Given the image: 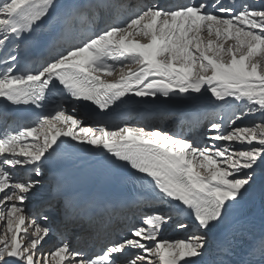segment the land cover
I'll list each match as a JSON object with an SVG mask.
<instances>
[{"label": "snow or ice", "instance_id": "1", "mask_svg": "<svg viewBox=\"0 0 264 264\" xmlns=\"http://www.w3.org/2000/svg\"><path fill=\"white\" fill-rule=\"evenodd\" d=\"M233 5L0 0V221H6L0 264H264V230L257 236L238 224L226 227L253 193L264 201V0L258 8ZM86 20L85 31L78 22ZM21 43L39 57L34 70L19 69ZM118 66L119 79H107ZM206 93L236 103L239 112L227 122L230 130L210 123L204 143L160 128H92L77 115V105L86 108L85 102L106 112L125 98L190 103ZM68 102L70 112L63 107ZM46 103L55 105L53 112L32 125L8 123L14 106L43 109ZM256 114L258 122L237 126ZM61 137L103 153L110 168L124 170L146 193L124 202L134 220L127 233L94 255L66 238L44 250L54 232L49 217L27 214L26 202L43 188L32 176L42 175ZM29 168L32 176L16 178ZM98 211L111 221V212ZM91 212L86 202L65 198L68 222L91 218ZM174 217L177 228L194 231L185 239L159 240Z\"/></svg>", "mask_w": 264, "mask_h": 264}, {"label": "bare ground", "instance_id": "2", "mask_svg": "<svg viewBox=\"0 0 264 264\" xmlns=\"http://www.w3.org/2000/svg\"><path fill=\"white\" fill-rule=\"evenodd\" d=\"M130 3H138L140 0H128ZM223 2V0H222ZM180 3V2H179ZM227 4L230 3V0H227L225 2ZM245 3V0H234L235 7H241L242 4ZM249 5L253 7H259L260 6V0H250L248 3ZM100 21L102 22V26H105V18L103 16H100ZM88 21H84V24L81 26V28L84 30H87L88 28ZM78 25L81 24L78 22ZM85 30V31H86ZM2 53V52H0ZM39 65V60L35 62V66ZM138 66L137 65H130V68L135 70ZM2 68V66L0 67ZM128 71V69H125V73ZM121 75L120 68H117L113 75L110 77H106L109 80H116L119 79V76ZM210 93H206L199 101H194L190 103H182L179 101L176 102H168L163 103V98H161V101L152 102V98H135L133 100H128L125 98V103L117 110V112H121L120 116L116 119V123H127V124H134L135 126H141V127H147L150 125V116L151 112H157L159 111L161 115H163V111L167 112L169 114L167 116V121L163 124H159L162 127H167L168 131L171 133L177 132L178 128L181 127L184 122L183 120L186 119L188 115L191 113H194L197 115V121L195 124H192V122H189L188 126L185 127V131L187 135H193L195 136L201 131H206L207 127L206 125L208 123H212L214 120L212 119V109L216 110H223L222 114L218 113V117L215 119L217 123L224 124L223 130H229L228 121L232 117L233 113H238L239 108L236 103L230 101L228 104H224L222 102L215 101L214 99H209ZM147 101V102H146ZM119 103V102H118ZM70 106V107H69ZM66 109L70 112L72 103L68 102L66 103ZM77 115L80 119L83 120V123L88 122V118L90 117V114H92L91 111H87L85 107H81L80 105H77ZM214 114V113H213ZM256 119H259V115L256 114L253 116ZM92 119V118H91ZM130 122V123H129ZM198 124H201L202 127L200 131L198 130ZM100 126V125H99ZM99 126H90L92 128H97ZM107 126V125H106ZM157 126V125H156ZM193 127V129H191ZM110 128V127H109ZM112 129V128H110ZM147 129V128H146ZM184 130V129H183ZM185 135V134H184ZM181 137V136H180ZM188 137V136H187ZM197 139H202V136H196ZM40 140L42 142L43 135H40ZM64 142L60 145L61 149L64 150V161L65 165L72 169H79V170H87L89 169L93 163H98L103 159V153H95L88 151L86 147H80L77 145L76 142L70 141L69 138H60ZM218 143V142H217ZM29 146H31L29 144ZM235 147H240V145H234ZM42 175L39 176L42 181V195L40 197H34L30 201L26 202V209L27 214L29 216L42 214L47 215L49 217V225L53 228V238L49 239L46 242L47 249H50L54 245L53 239H58V237L62 238V234L65 231H70L73 228L76 229L77 223L74 221L68 222L65 218V216H62L59 213L65 212V200L62 201V199H55L53 201L52 199H47L48 196H50L51 192V180L48 178V173L44 169V166L41 168ZM31 173V169H26L22 171L17 172V179H23L28 177V175ZM71 200L74 202H81L84 203L79 198L71 197ZM36 201H41L42 205H46V208L41 210V212H36V209L39 208L31 207L32 203ZM88 204V203H87ZM36 205V204H35ZM41 206V205H40ZM264 206V201L261 200L259 196V192L253 193L249 199L242 205L240 209L237 210L234 217L232 218L231 223H235L238 221L240 217H242L244 214H248L250 212H258L261 210V208ZM92 209L91 212V218L85 217L84 219H78L79 221H84L81 223V231L77 228V233H75V238L73 243V246L76 248H79L86 252H91V248H93L94 244H101L102 246L106 242L107 239H115L117 235L122 232V234L127 233L128 225L130 222L128 217L132 216V213L127 210L125 207V204L118 203L115 207H110L109 205L101 206V207H93L89 206ZM43 208V207H42ZM58 209V210H56ZM63 209V210H61ZM99 209H107V211L112 213L111 221H105L100 218ZM54 210L56 213H58L57 216L55 215H49L50 211ZM180 219H183L185 223H190L185 217H181ZM173 223V224H171ZM6 227V226H5ZM176 227V218H173V221L170 222L168 225H166L160 232L158 239L162 241H176L180 239H185L188 235L191 234L194 229L189 227L188 229H175ZM4 230L3 225L0 226V234H2ZM59 238V239H60ZM153 260H157L156 257H152ZM158 264V260H157Z\"/></svg>", "mask_w": 264, "mask_h": 264}, {"label": "rangeland", "instance_id": "3", "mask_svg": "<svg viewBox=\"0 0 264 264\" xmlns=\"http://www.w3.org/2000/svg\"><path fill=\"white\" fill-rule=\"evenodd\" d=\"M174 2L175 3H182V2H184V0H174ZM225 2H227V0H223V3L224 4H226L227 5V3H225ZM250 2V0H245V3L244 4H248ZM233 6H235V4L233 5ZM239 8V7H238ZM97 22L100 24V27H104V26H102V22L100 21V16H98L97 17ZM85 26H86V24L84 25V30H86L85 29ZM117 68H119V66L117 67ZM116 68V69H117ZM115 69V70H116ZM66 106V103L63 105V107L64 108H66L65 107ZM70 107V106H69ZM71 110V109H70ZM213 112H214V114L212 115L213 116V122H216V118L218 117V113H220V114H222V111L223 110H221V109H219V110H216V109H213L212 110ZM163 115H161L160 114V112L159 111H157V112H151V116H150V125L149 126H147V127H144L145 129L147 128V129H152V128H160V129H163V130H165V131H168V128L167 127H162V126H160L159 124H163V123H165V121H167V116L169 115V114H167V112H164L163 111ZM238 114V113H237ZM167 115V116H166ZM255 116V115H254ZM92 118V119H91ZM91 118H88V122H85L84 123V125L85 126H99L101 123H100V121H99V119L97 118V117H93V116H91ZM185 121V122H184ZM254 121H256V122H258L259 121V119H256L255 120V118L253 117V116H249V117H247V118H245V120H243V121H237V126H242V125H245V124H247V125H250V124H252ZM183 122H184V124L181 126V127H179L178 128V131L177 132H174V133H171V134H174V135H177L178 137H182V138H186V139H190V140H194V141H197V142H199V143H204L205 141H204V139H203V134L206 132V131H201V132H199L198 134H196L195 136H193V135H187V133H186V131H185V127H187L188 126V123H187V120H183ZM130 123V122H129ZM125 124H127V123H123V122H121V123H118V124H114V125H112L110 128H112V129H115L116 127H118V126H123V125H125ZM210 123H208L207 125H206V127H208V125H209ZM128 125H131V126H135L134 124H128ZM157 125V126H156ZM137 127H141V126H137ZM198 130L200 131V129L202 128V127H204V126H202L201 124H198ZM184 129V130H183ZM230 130V129H229ZM169 132V131H168ZM185 134V135H184ZM199 135H201L202 136V139L200 140V139H197V137L196 136H199ZM188 136V137H187ZM31 139L32 138H29V141H31ZM218 143H224V142H218ZM238 145V144H237ZM28 176H32V173H30ZM27 178V177H26ZM32 178H34V179H40L41 180V182L43 181L41 178H39V177H35V176H32ZM36 204V205H35ZM41 205V206H40ZM36 207V208H39L40 209V211H39V209L37 210L36 209V212H41V209H45L46 208V205H42L39 201H36V202H34V203H32V205H31V207ZM43 207V208H42ZM83 223L84 221H78L77 222V225L76 226H80L81 225V223ZM171 224H173V223H171ZM3 225V227H4V229H5V226H6V221H0V226H2ZM177 227H175V229H176ZM177 229H179V228H177ZM53 241H54V245L56 244V243H59V241L57 240V239H53ZM53 245V246H54ZM52 246V247H53ZM51 247V248H52ZM43 248H44V250H48L47 249V246H46V243H44V245H43Z\"/></svg>", "mask_w": 264, "mask_h": 264}]
</instances>
